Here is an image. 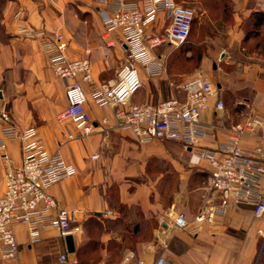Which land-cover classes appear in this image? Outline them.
<instances>
[{
    "label": "crops",
    "instance_id": "crops-1",
    "mask_svg": "<svg viewBox=\"0 0 264 264\" xmlns=\"http://www.w3.org/2000/svg\"><path fill=\"white\" fill-rule=\"evenodd\" d=\"M208 1L228 24L224 32H204L211 67L221 69V61L235 65L230 73L210 74L219 80L217 97L226 102L223 110H217L213 96L200 116L215 128V136L203 141L213 145L227 139L231 127L249 116L264 121V59L254 58L261 48L252 54L246 51L245 30L250 14L264 11V0ZM203 7H198L201 15L207 11ZM0 22V102L11 106L16 126L34 127L48 152L57 151L74 165L76 173L50 186L49 193L82 230L73 234L74 251L69 252L58 230L42 228L38 242L31 244L26 225L17 222L13 229L19 254L0 264H137L139 260L152 264L160 254L173 264H264V241L256 232L264 221L253 216L250 206H229L210 222L194 220L213 192L207 180L209 164L189 148L168 140L140 142L129 130L116 126L113 106L97 105L90 96L86 108L93 132L67 138L56 118L67 104L64 82L50 67L40 39L28 38L22 30L62 33L69 59L88 58L92 81L83 88L89 95L95 85L114 81L126 60L121 32L104 36L95 0H6ZM167 22L160 11L149 29L161 32ZM157 52L165 70L150 76L138 66L141 87L131 97L133 103L178 95L180 73L175 62L166 60L163 45ZM260 144H264V127L241 140L245 148ZM5 152L12 165L20 164L17 140L6 141ZM4 175L0 155V194ZM179 212L188 216L186 228L173 225Z\"/></svg>",
    "mask_w": 264,
    "mask_h": 264
},
{
    "label": "built area",
    "instance_id": "built-area-1",
    "mask_svg": "<svg viewBox=\"0 0 264 264\" xmlns=\"http://www.w3.org/2000/svg\"><path fill=\"white\" fill-rule=\"evenodd\" d=\"M95 4L104 36L115 30L121 32L126 60L114 81L95 85L89 95L83 88L84 83L92 81L88 58L69 59L65 55L67 43L62 33L22 30L24 36L40 39L50 67L64 82L67 104L56 118L64 125L67 138L93 132L94 123L86 108L90 96L97 105L113 106L116 126L129 130L140 142L176 141L209 164L208 178L213 196L197 210L196 222H210L227 207L240 204L250 206L253 216L264 221V144L252 148L241 145L244 136L255 134L264 127L260 117L249 116L231 127L227 139L204 145L206 138L215 136V128L201 121L202 111L209 107L213 96H216L217 110H223L225 104L217 97L216 85L202 74L176 85L178 95L155 103L130 101L141 87L138 66L150 76L164 72V60L157 50L165 43L178 46L187 40L197 16L195 8L177 4L175 0H95ZM160 11L165 13L168 22L161 32L155 33L149 26ZM9 140H17L20 144L21 162L17 166L10 163L5 152ZM0 155L5 164L4 189L0 194V263L19 254L13 229L17 222L26 225L31 244L38 242L40 231L45 227L58 230L62 236L82 231L80 226L71 223L69 210L60 206L49 193L50 186L76 173L74 165L59 152H48L36 136L34 127L16 126L11 106L2 102ZM188 223L184 212L173 218L176 228H186ZM256 232L264 241V225ZM60 260L65 261L66 255L61 254ZM142 263L141 260L137 262ZM152 264L173 263L160 254Z\"/></svg>",
    "mask_w": 264,
    "mask_h": 264
},
{
    "label": "rangeland",
    "instance_id": "rangeland-1",
    "mask_svg": "<svg viewBox=\"0 0 264 264\" xmlns=\"http://www.w3.org/2000/svg\"><path fill=\"white\" fill-rule=\"evenodd\" d=\"M2 0H0V7L2 4ZM180 5L189 6L195 8L197 16L194 20L193 26L189 33L187 40L175 46L170 43L163 44V47L166 50V60L168 62H175L176 68L180 73V81L187 80L188 78L193 77L197 74H202L208 76L211 81L216 85L218 78L211 77L210 74L214 71L219 72H232L234 68L233 63H226L225 61L218 62L220 64V68L218 69V65L215 69L211 67V59L210 54H208V43L204 36V32H224V29L227 27L226 24L224 25L222 22L221 14L217 13L213 5L208 0H177ZM207 9L205 16L201 15V10L198 7ZM211 18V19H209ZM211 20V21H210ZM253 21V17L251 19ZM250 19L246 21L245 30H248L251 25L249 24ZM228 25V24H227ZM253 32V31H251ZM260 33L250 34V38L247 37L246 43V51L250 54L254 53L255 49L261 48L260 52L254 55L255 59H264V27L261 28L259 31ZM1 34V32H0ZM1 38V37H0ZM161 52V51H160ZM158 53V52H157ZM244 55V54H243ZM217 63V61H216ZM264 65V62H263ZM243 93L245 94L246 91L244 90ZM224 104H226L225 100ZM208 177V176H207ZM209 178H207L208 180ZM210 187V186H209ZM172 191V188H169V192Z\"/></svg>",
    "mask_w": 264,
    "mask_h": 264
},
{
    "label": "trees",
    "instance_id": "trees-1",
    "mask_svg": "<svg viewBox=\"0 0 264 264\" xmlns=\"http://www.w3.org/2000/svg\"><path fill=\"white\" fill-rule=\"evenodd\" d=\"M3 2H2V4H1V7H0V19H1V8H2V6H3V4H4V2L6 1V0H2ZM175 2L177 3V4H179L178 2H177V0H175ZM211 4H212V2H211ZM213 5V4H212ZM184 6V5H183ZM252 17H253V21L251 20L252 19ZM249 19H250V22H249V24L251 25V27L248 29V30H246V32H248L247 34H246V39H247V37H249L250 36V34H255L256 35V33H260L261 34V32H259L260 30H261V28L262 27H264V11H256V12H252L251 14H250V17H249ZM248 19V20H249ZM193 23H194V21L192 22V25H191V28H192V26H193ZM3 31V26H2V24H1V22H0V32H2ZM190 31H191V29H190ZM251 31H253V32H251ZM190 33V32H189ZM189 36V35H188ZM138 91V90H137ZM136 91V92H137ZM135 94V93H134ZM133 94V95H134Z\"/></svg>",
    "mask_w": 264,
    "mask_h": 264
},
{
    "label": "water",
    "instance_id": "water-1",
    "mask_svg": "<svg viewBox=\"0 0 264 264\" xmlns=\"http://www.w3.org/2000/svg\"><path fill=\"white\" fill-rule=\"evenodd\" d=\"M65 241H66L67 250L69 252H73L74 251L73 235L72 234L65 235Z\"/></svg>",
    "mask_w": 264,
    "mask_h": 264
}]
</instances>
